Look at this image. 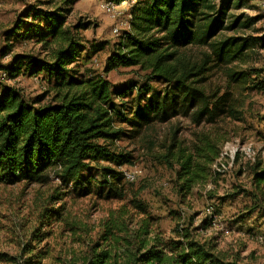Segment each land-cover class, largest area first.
Returning <instances> with one entry per match:
<instances>
[{
  "label": "trees",
  "instance_id": "trees-1",
  "mask_svg": "<svg viewBox=\"0 0 264 264\" xmlns=\"http://www.w3.org/2000/svg\"><path fill=\"white\" fill-rule=\"evenodd\" d=\"M112 1L120 4L125 0ZM70 2L62 1L63 5ZM232 2L135 0L129 12V30L119 36L103 72L138 66L148 71L149 80L164 83L158 90L146 83L139 87L132 83L117 91L99 75H71L69 66L77 61L83 46L63 28V15L45 14V34L35 35L43 48L55 45L54 49L46 58L21 55L17 62L34 77L45 73L53 79V94L44 105L27 103L11 90L0 95V184H41L52 173L63 184L87 192L91 186L88 173L94 168L99 175L97 197L122 199L123 176L115 168L128 162L129 157L113 146L128 132L134 137L142 128L176 116L189 117L197 125L214 123L221 117L240 120L236 101L227 91L217 96L206 94L202 87L211 70L225 67L231 83L248 84L250 89L264 92V81L233 66L244 59L255 40L264 47V36L216 38L222 30L235 27L236 21L226 23ZM241 2L235 1L234 7ZM250 24L245 21L242 26ZM17 28L10 31L11 36ZM188 46H206L207 51L193 61L180 53ZM130 94L132 104L127 109L123 101ZM221 141L204 134L190 152L171 144L163 160L179 166L175 179L180 195H187L195 183L208 180L206 168L218 157ZM252 185L263 199L264 160L252 165ZM155 221L145 205L131 201L129 208L121 207L105 220L80 264H223L215 255V246L196 237L191 222L189 227L175 228L165 237ZM44 256V251L29 258L0 253V263L41 264Z\"/></svg>",
  "mask_w": 264,
  "mask_h": 264
},
{
  "label": "rangeland",
  "instance_id": "rangeland-1",
  "mask_svg": "<svg viewBox=\"0 0 264 264\" xmlns=\"http://www.w3.org/2000/svg\"><path fill=\"white\" fill-rule=\"evenodd\" d=\"M62 1L0 0V95L11 90L27 103L49 102L54 80L45 73L32 76L24 64L18 66L17 57L46 58L51 54L55 45L43 48L35 33L45 34V14L55 12L64 16L63 28L83 46L77 61L69 66L71 75H99L117 91L132 83L163 89L162 81L149 80L148 71L138 66L103 72L106 58L119 40L112 30L116 25L120 33L129 30V12L135 0L119 4L116 23L99 8L103 0H72L69 5ZM214 1L219 4L221 0ZM235 1L229 7L226 23L236 21L237 25L222 30L216 38L264 36V0H242L238 8L234 7ZM245 21L251 24L243 27ZM15 26L17 33L11 36ZM202 51H207V47L180 49L182 55L193 61ZM233 66L264 81V47L260 41L255 40L244 59ZM254 70L259 73L254 74ZM206 76L202 83L206 94L219 96L227 91L236 101L240 120L221 117L214 123L197 125L189 117L176 116L142 128L134 137L128 132L113 146L129 157L128 162L114 168L135 173L133 181H121L122 199L97 197L99 175L94 168L88 173L91 186L87 192L63 184L52 173L41 184H0V253L29 258L44 251L47 257L40 259L41 264H80L100 235L105 220L121 207L129 208L131 201H139L156 219L155 225L165 237L171 236L175 228L189 227L191 222L190 229L196 237L215 246L221 263L264 264V198L260 199L252 185V165L264 160V92L250 89L248 84L231 83L225 67L213 69ZM132 97L130 94L124 98L127 109ZM204 134L222 140L219 155L206 168L208 180L195 183L182 196L175 179L179 166L164 162L163 155L172 143L175 149L182 146L190 152ZM247 147L249 154L240 151Z\"/></svg>",
  "mask_w": 264,
  "mask_h": 264
},
{
  "label": "built area",
  "instance_id": "built-area-1",
  "mask_svg": "<svg viewBox=\"0 0 264 264\" xmlns=\"http://www.w3.org/2000/svg\"><path fill=\"white\" fill-rule=\"evenodd\" d=\"M121 3H124L121 2ZM119 4H116L114 1L112 0H103L100 2L99 4V8L111 19L115 22L116 18L118 17V8ZM262 8L264 9V3H262ZM116 23V22H115ZM128 26V25H127ZM129 28V26H128ZM112 32L118 36H121L123 33L119 32V28L116 25ZM240 150V149H239ZM240 151H242L243 153L249 154L250 149L249 147H247L246 149H241ZM226 155V154H225ZM220 156H222V154H220ZM122 176H123V180L125 181H133L135 179V173L133 171H122L121 172Z\"/></svg>",
  "mask_w": 264,
  "mask_h": 264
}]
</instances>
